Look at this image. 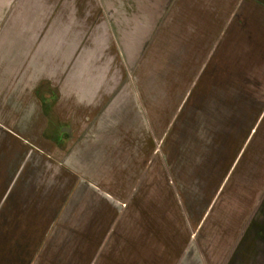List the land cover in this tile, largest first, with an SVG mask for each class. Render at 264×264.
I'll return each mask as SVG.
<instances>
[{
    "label": "crops",
    "instance_id": "0c3cea01",
    "mask_svg": "<svg viewBox=\"0 0 264 264\" xmlns=\"http://www.w3.org/2000/svg\"><path fill=\"white\" fill-rule=\"evenodd\" d=\"M117 44L125 58L173 60L172 74L199 60L192 74L205 78L192 90L215 97L201 111L190 94L172 115L171 137L179 156L180 127L187 122L185 137L195 139L204 112L208 131L220 121L230 162L216 182L215 164L202 178L194 164L172 158L165 166L173 187L181 166L188 186L197 179L220 191L264 172V162L241 163L254 140H264V0H0V264H147L152 240L156 252L177 251L167 264H203L189 230L180 231L178 205L171 202L170 222L158 214L165 199L179 204V190H147L170 184L147 178L148 105L132 97L131 84L117 89ZM107 54L113 62L104 67ZM99 75L107 82L97 84ZM153 87L163 91L162 83ZM205 202L209 211L210 195ZM258 203L243 230L250 264H264V194ZM185 215L193 234L195 212ZM244 239L235 248L239 264Z\"/></svg>",
    "mask_w": 264,
    "mask_h": 264
},
{
    "label": "rangeland",
    "instance_id": "374dc122",
    "mask_svg": "<svg viewBox=\"0 0 264 264\" xmlns=\"http://www.w3.org/2000/svg\"><path fill=\"white\" fill-rule=\"evenodd\" d=\"M117 47L119 48V50H117V57H114L116 63L115 83H117V89L124 83L131 84L133 90L132 97L137 98L138 103V98H140L142 101L141 103H143L141 104L142 107L144 104L148 105V116L150 120L148 129L149 142L145 161L149 165L147 178L149 180L165 179L170 184L171 179L165 164L170 160L172 161V158L174 162L179 158V162L182 166L189 163L194 164L196 168L194 172L195 175L200 174L202 178L205 173L204 168L211 164H215L217 169L215 170L214 180L219 182V178L223 174V171L220 170V166L222 164L225 165V163L229 164V158L233 155L228 154L227 156L224 149L220 146V137L223 136V134H221L222 128H220L219 125L220 121L211 123L216 129L210 132L207 130V114L204 112L199 113L197 116L199 119L197 122V131L191 133V136H195V139L191 138L189 142L185 137L186 133H188L186 130L187 122L182 124L180 127L179 156L176 155L175 149L178 136L174 134V137H171L173 127L177 122V120H175V122L172 123L173 117L175 116L172 115L176 109H179V107L182 108L183 103L188 99L190 94L194 99L197 97L195 105L197 108H200L201 111H206V109H203L206 107L201 105L205 102L204 99L209 100L211 97H214L211 95L210 91H205L203 89L198 91L192 90L193 83L196 82L197 79H199V82H201L200 84H202L205 78L203 75L197 76L192 74V71L197 70L196 67L199 64V60H190L189 65H186L188 63L186 61L185 67L179 68L186 71V74H172V71H175V69L172 68L173 60L171 59L125 58L123 52L125 49L123 46L117 44ZM105 51H108V49L105 48ZM108 55L109 54H107L104 59H101V64H104V67L112 65L113 57ZM105 77L107 76H97L96 83H106ZM157 83L163 84L162 92L159 88H157L159 90L154 89L153 85ZM160 93H162L163 98ZM153 100L156 101L153 102ZM186 104L187 103H184L183 106L185 109L187 108ZM260 139L261 138H256L254 144L250 143L251 148L247 150L246 155L241 159V163H250L253 165L264 162V159L261 161V156L259 154L258 156L256 155L259 147L261 148L260 151L264 152V140ZM188 144H190V147H188ZM256 144L258 145L257 147L255 146ZM194 145L195 150L192 151ZM155 163L157 165L162 164L163 167H158L156 171V167L152 168V166H150V164L154 165ZM156 164L154 166H157ZM182 166L178 173L180 181V186L178 188L177 186L173 187L172 184L169 186H159L158 182V186H156L155 183H149L147 188L149 194H152V191L158 190L159 192L162 190L165 196H170L173 193L172 196L178 197L176 190H179L181 197L179 199V204L175 202V199H173V201L169 199L170 202H167L168 200L163 197L165 199V201H163V209L158 207V214L164 211V220H168L167 212L173 209V207L170 208L171 202H173L172 206L178 205L174 210H179L180 215L184 218L186 223V225H183L181 218L180 231L184 232L186 228L189 230L190 245L200 253L199 257L203 259V264H226V262L227 264H239V253L235 248L239 246V242H241L243 238H245V245H243L245 248L243 251L245 264H250L251 236H246L243 230L252 221L253 212L261 206L258 200H260L264 194V172L260 171L262 175L258 179H256V172H252V176L248 178V182L245 181V179L241 181V177H239L237 181H232L228 186L223 188V191H220L221 187L213 185L212 187H199L197 185V179H195V186L191 184V186H188V172L183 171ZM249 175H251V173ZM165 184L167 183L165 182ZM209 195L211 196L213 205L208 211V204L205 201L208 199ZM244 201L247 202L244 204ZM189 209L195 212V218L191 219V222H195L196 224L193 234L190 232V224H188L189 222L185 217V211ZM207 211L209 212L207 217L205 220H202ZM168 218L170 222V215ZM158 221L159 219H156V222ZM148 242V248L150 250L147 251V264H167V256H171V254L176 255L177 253V251H172V249L156 252L155 241L152 240ZM184 242V239L180 237V248ZM233 247L234 250L232 251L231 249ZM162 254L164 258L159 259ZM157 256H159L158 259ZM227 259L230 260L227 261ZM133 262H135V260H133Z\"/></svg>",
    "mask_w": 264,
    "mask_h": 264
}]
</instances>
